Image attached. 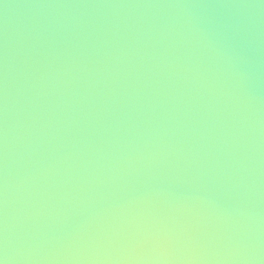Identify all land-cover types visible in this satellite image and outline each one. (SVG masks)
<instances>
[{
    "label": "water",
    "instance_id": "1",
    "mask_svg": "<svg viewBox=\"0 0 264 264\" xmlns=\"http://www.w3.org/2000/svg\"><path fill=\"white\" fill-rule=\"evenodd\" d=\"M0 264H264V0H0Z\"/></svg>",
    "mask_w": 264,
    "mask_h": 264
}]
</instances>
